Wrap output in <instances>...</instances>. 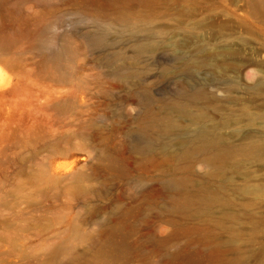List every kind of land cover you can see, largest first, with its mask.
<instances>
[{"label": "rangeland", "instance_id": "obj_1", "mask_svg": "<svg viewBox=\"0 0 264 264\" xmlns=\"http://www.w3.org/2000/svg\"><path fill=\"white\" fill-rule=\"evenodd\" d=\"M259 70L264 0H0V264H264V156L172 155L260 135Z\"/></svg>", "mask_w": 264, "mask_h": 264}, {"label": "bare ground", "instance_id": "obj_2", "mask_svg": "<svg viewBox=\"0 0 264 264\" xmlns=\"http://www.w3.org/2000/svg\"><path fill=\"white\" fill-rule=\"evenodd\" d=\"M146 51H148V46L144 44H138L136 46L135 53L137 55L143 54ZM203 52L207 51L204 50ZM259 72L264 74V71L262 70H259ZM257 84L264 85V81L258 79ZM175 110L180 112L185 109L180 105H175ZM259 115H261L259 122L261 128L260 135H242L243 141L240 144H233L226 135L213 133V131L210 132L206 130L205 127H199L196 128L187 138L180 141L178 150L174 151L172 155L177 162H184L192 157L201 156L203 161L212 168V171L215 174L223 173L224 168L235 160L236 155L240 157L241 161L248 159L260 160L264 156V110ZM202 118L204 119V116L200 114L199 118L194 121H201ZM155 121L156 119L152 117L145 120L144 125L140 127L141 130H146V126L151 123H156ZM253 122L254 119L248 118L244 123L250 125ZM156 125L163 132H169L178 128L177 122L172 116H168L166 120H163ZM169 187L173 190H179L187 188L188 184L185 181L174 180L170 182ZM219 200L220 198L217 193L210 191L197 193L190 188V203H197L205 210H209L211 206ZM229 244H231V240L224 241L219 238H212L206 242L205 245L210 255L218 258L226 248H228Z\"/></svg>", "mask_w": 264, "mask_h": 264}]
</instances>
